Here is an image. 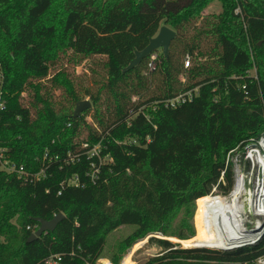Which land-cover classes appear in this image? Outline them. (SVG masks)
Instances as JSON below:
<instances>
[{
	"label": "trees",
	"instance_id": "trees-1",
	"mask_svg": "<svg viewBox=\"0 0 264 264\" xmlns=\"http://www.w3.org/2000/svg\"><path fill=\"white\" fill-rule=\"evenodd\" d=\"M212 1L0 0V148L29 175L43 171L39 181L0 171V264L54 257L56 264H98L107 235L125 226L135 229L121 251L145 238L160 249L144 264L264 258V236L233 251L181 248L153 236L193 237L196 200L214 186L221 194L232 187L230 166L218 183L226 154L264 134V0H217L220 13L203 16ZM161 26L175 32L167 58L159 53L153 71L147 57L122 73ZM68 52L76 65L98 61L88 78L75 82L60 70L49 79L65 96L57 109L41 82ZM27 89L35 115L22 104ZM192 90L190 102L164 107ZM84 99L90 109L73 119ZM83 144H100L111 159L94 183ZM57 214L63 219L53 232L27 243L36 218Z\"/></svg>",
	"mask_w": 264,
	"mask_h": 264
},
{
	"label": "built area",
	"instance_id": "built-area-1",
	"mask_svg": "<svg viewBox=\"0 0 264 264\" xmlns=\"http://www.w3.org/2000/svg\"><path fill=\"white\" fill-rule=\"evenodd\" d=\"M236 14H240V10L237 8L234 11ZM159 52L152 53L148 56L147 70L153 71L156 67L158 61ZM190 66L189 56H185L183 61V67L186 69ZM197 94V90H192L179 94L172 99H169L163 102L165 108L173 109L179 105L190 102ZM5 105L4 100L1 97L0 92V111L3 110ZM83 148L86 149L85 154L88 157L89 161V172L87 174L88 179L91 183H94L99 172V166L106 162H111L109 156H101V147L100 144L89 146L88 144H83ZM6 150L0 148V171L6 173H15L19 178L26 179L32 177L35 181H39L43 176V171L40 169L37 173L29 175L25 171L23 166L16 168L11 164L5 154ZM242 154H245V157L252 159L254 162V179H253V199H252V214L253 217L259 218L264 221V134H262L257 140L251 141L245 145H238L234 149L230 150L225 157L224 161V170L221 172L218 183L223 182L224 172L227 167H231L233 174V184L231 189L226 194H221L217 191V187L214 186L211 192L202 197L201 199H212L222 202L227 206H234L233 214L227 211H218V208L211 210L207 215H204L202 218V224L206 228V231L209 235L205 239V243L211 244L214 247H198L206 249H220V250H234L242 248L253 244L254 240L258 238L259 233H244L243 230L246 227V224L242 222V216L238 213V201L240 199L241 193L243 191V179L238 177L237 164L239 158ZM46 154H44L43 159H45ZM96 159L97 163H94L92 160ZM72 183L77 185V179ZM222 221L224 227L222 226L221 231L216 233L213 231L214 222ZM196 228V227H195ZM197 233V228H196ZM230 234H236L237 236H230ZM228 236V237H227ZM188 241V240H187ZM196 243H190L188 247L185 248H197L194 247ZM186 246V245H185ZM58 257H54L48 260L47 264H56ZM255 264H264V258H257Z\"/></svg>",
	"mask_w": 264,
	"mask_h": 264
},
{
	"label": "rangeland",
	"instance_id": "rangeland-1",
	"mask_svg": "<svg viewBox=\"0 0 264 264\" xmlns=\"http://www.w3.org/2000/svg\"><path fill=\"white\" fill-rule=\"evenodd\" d=\"M220 11H221L220 3L217 0H213L208 4L206 10L202 12V15L205 16L207 14H218L220 13ZM96 61H98V59L96 58L93 61L82 60L78 65H76L74 57L70 52H68L66 55L61 56L59 61H57L55 65L50 68L49 76L41 83L43 84V86L47 88V91L49 92L48 95H51V99L55 103L57 109L61 105L66 104L65 96L61 91L49 88L51 86L49 79H51L53 75L60 70L66 71L70 75L71 79L75 82H77V79H80L83 76H86V78H88L90 76V72L88 70L91 67H93L92 65L93 63L95 64ZM250 73H253V71L251 70ZM22 98H23L22 104L25 107H29L31 109V113L35 115V110L31 107L32 102L34 101L33 93L31 92V90L27 89L22 94ZM89 118L90 117L87 116L85 118L86 121H90ZM197 200L195 202V212L192 217V225L194 227L195 233L194 236L191 237L190 239L194 238L198 233V220L200 218V211H199L200 201ZM181 217H182L181 212L172 216L170 223V227H172V229L176 227ZM195 227L197 228V233ZM134 229L135 227L133 226H125L118 228L117 230L109 233L106 237V244L104 250L102 251L97 263L98 264H144L152 257L157 256L160 252V249L154 245L149 244L148 238L140 240L137 243H135L132 247L121 251V246L123 241L128 235H130L134 231ZM153 236L166 239L181 248H185V245L183 243L186 242L187 240H190V239L179 240L176 238L163 237L161 235H155V234H153ZM115 258H117L116 263L113 260Z\"/></svg>",
	"mask_w": 264,
	"mask_h": 264
},
{
	"label": "water",
	"instance_id": "water-1",
	"mask_svg": "<svg viewBox=\"0 0 264 264\" xmlns=\"http://www.w3.org/2000/svg\"><path fill=\"white\" fill-rule=\"evenodd\" d=\"M175 38V32L169 29L166 26H161L157 32V34L151 38L147 44V46L141 51H135L134 58L130 61V63L122 70V73H127L139 63L147 58L150 54L159 52L164 57L167 58L169 46L172 40ZM91 104L89 100L78 101L75 104L72 118H78L82 113L89 110ZM237 172L238 177L243 179V191L241 193L240 199L238 201V213L242 216V222L246 224L244 228V233H259L258 238L254 240L253 244L242 247H253L257 245L264 236V221L253 217L252 214V199H253V179H254V162L252 159H248L245 157V154H242L239 158V162L237 164ZM63 219L62 214L55 215L51 220L45 221L39 218H36L34 221L37 223V229L31 233L29 236L27 243H31L38 238H40L46 232H53L59 222ZM238 248V249H242ZM195 249H206V248H195ZM213 251H233V250H220V249H208ZM237 250V249H234Z\"/></svg>",
	"mask_w": 264,
	"mask_h": 264
},
{
	"label": "bare ground",
	"instance_id": "bare-ground-1",
	"mask_svg": "<svg viewBox=\"0 0 264 264\" xmlns=\"http://www.w3.org/2000/svg\"><path fill=\"white\" fill-rule=\"evenodd\" d=\"M200 207H199V211H200V218L198 220V233L197 235L184 242L183 244L186 245L185 247H188L190 243H196V245L194 247H207V248H211L214 247L211 244H207L205 243V239L207 238L208 232L206 231V228L203 226V222H202V218L204 215H207L209 211L214 210L216 208H218V211H227L230 212L231 214H233L234 211V206H227L226 204L222 203V202H218L217 200H212V199H200ZM222 226L224 227L222 221L220 220L219 222H214L213 225V231L216 233L217 231H221L222 230ZM237 236L236 234H230V236ZM228 237V236H227Z\"/></svg>",
	"mask_w": 264,
	"mask_h": 264
}]
</instances>
